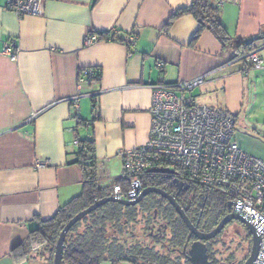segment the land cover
I'll list each match as a JSON object with an SVG mask.
<instances>
[{"label": "crops", "instance_id": "crops-1", "mask_svg": "<svg viewBox=\"0 0 264 264\" xmlns=\"http://www.w3.org/2000/svg\"><path fill=\"white\" fill-rule=\"evenodd\" d=\"M189 2L40 0L41 14L17 15L0 0V264H25L15 261L12 248L35 218H51L81 193L76 135L93 139L102 183L122 173V153L148 139L153 83L204 76L191 91L196 102L235 115L240 110L248 70L230 61L232 51L207 29L192 42L197 21L189 14L164 28ZM215 2L230 36L264 35V0ZM108 30L121 38L133 33V49L118 40L87 41L90 31ZM7 41L15 60L1 53ZM255 46L264 59V39ZM91 67L100 70L99 81L81 79L80 71ZM235 136L243 150L264 159L263 140Z\"/></svg>", "mask_w": 264, "mask_h": 264}, {"label": "trees", "instance_id": "trees-1", "mask_svg": "<svg viewBox=\"0 0 264 264\" xmlns=\"http://www.w3.org/2000/svg\"><path fill=\"white\" fill-rule=\"evenodd\" d=\"M185 14L197 21L192 42L196 41L201 31L207 29L223 49L232 51L230 61L240 62L242 72L251 68L246 55L256 48L255 43L264 39V35L249 40L230 36L222 25L220 9L215 0H190L186 6L170 14L164 28L167 29L176 18ZM90 34L96 39L118 40L126 45L125 38L116 36L114 31H90ZM80 74L87 82L99 81L101 76L100 70L94 67L87 71L82 69ZM96 98L97 92H91L93 119L97 118ZM81 122L79 120L78 123ZM76 138V163L82 173V191L61 206L51 218H35L36 225L21 243L12 248L16 262L29 263L41 257L42 264H53L55 244L65 223L95 200L111 195L114 183H123L121 174L111 178L108 183H102L93 139ZM164 176L166 174L155 173L147 177L143 187L152 185L173 193L176 202L198 229L211 230L225 215L229 199L222 191L189 182L199 194L192 197L187 191L175 194L173 183L164 180ZM190 238L188 227L173 205L159 194L148 193L133 205L107 201L69 229L64 239L62 264H102L105 261L111 264H191L187 254ZM213 245L214 241L207 244L208 256L211 264H217V251H213Z\"/></svg>", "mask_w": 264, "mask_h": 264}, {"label": "built area", "instance_id": "built-area-1", "mask_svg": "<svg viewBox=\"0 0 264 264\" xmlns=\"http://www.w3.org/2000/svg\"><path fill=\"white\" fill-rule=\"evenodd\" d=\"M6 7L17 15L41 14L40 0H6ZM94 39L90 35L87 41ZM125 43L133 49V33ZM1 53L16 59L8 41ZM246 56L252 68L264 65L256 48ZM158 65L161 67L162 62ZM203 80L204 76H198L151 85L148 139L142 146L122 153L123 183H114L111 195L124 200L136 198L147 177L165 173L156 169L169 170L187 183L218 189L231 202V212L249 221L260 237L251 264H264V159L240 147L231 113L196 102L191 91ZM72 101L76 104L77 96ZM74 140L78 145L76 136Z\"/></svg>", "mask_w": 264, "mask_h": 264}, {"label": "water", "instance_id": "water-1", "mask_svg": "<svg viewBox=\"0 0 264 264\" xmlns=\"http://www.w3.org/2000/svg\"><path fill=\"white\" fill-rule=\"evenodd\" d=\"M156 171H163V172H170L169 170H163V169H156ZM148 193H156L163 197H165L171 205L175 208L185 225L188 227L190 234H193L195 236V240L191 243L187 250V254L189 257V260L191 264H211V261L209 260L207 247L205 244L206 240H209L216 236L222 228L230 221V220H237L241 224H243L250 237H251V248L249 255L244 260L242 264H251L257 254L259 243H260V237L256 233L254 227L252 224L247 221L245 218H243L239 214H235L233 212L228 213L225 215L218 224L209 232H201L197 229L196 226L193 225V223L190 221L188 216L185 214L183 209L180 207V205L176 202L173 196H171L169 193L165 192L159 187L156 186H148L144 188L141 193L134 199L130 200H124L117 198L116 196L109 195L107 197H103L101 199L95 200L91 205L86 207L85 209H82L81 211L74 214L63 226L62 230L60 231L59 237L55 244V250H54V256H53V264H62V249L64 245V239L69 231V229L79 220H81L85 215L90 213L92 210L103 204L107 201H115L119 202L125 205H133L139 202L146 194ZM230 205V203H229ZM220 264V263H219Z\"/></svg>", "mask_w": 264, "mask_h": 264}, {"label": "rangeland", "instance_id": "rangeland-1", "mask_svg": "<svg viewBox=\"0 0 264 264\" xmlns=\"http://www.w3.org/2000/svg\"><path fill=\"white\" fill-rule=\"evenodd\" d=\"M247 73L245 79L248 88L245 90L242 105L236 115L231 113L235 119V131L255 136L264 141V69L249 68ZM118 174L116 173L114 176H118ZM246 233V229L240 222L229 223L215 239L213 251H217V256L219 255L220 258L228 257L229 260L242 258L245 251L241 253V248L242 245L246 248ZM42 263L43 259L37 257L34 262L25 264Z\"/></svg>", "mask_w": 264, "mask_h": 264}, {"label": "flooded vegetation", "instance_id": "flooded-vegetation-1", "mask_svg": "<svg viewBox=\"0 0 264 264\" xmlns=\"http://www.w3.org/2000/svg\"><path fill=\"white\" fill-rule=\"evenodd\" d=\"M163 174H166V176H164V180H166L167 182H172L173 183V185H174V191H175V194H178V193H180V192H185V191H187V193H188V195H189V197H192L193 195H195V194H199V192L198 193H196V191L190 186V184L189 183H187V182H184L182 179H180V178H178L173 172H165V173H163ZM148 186H152V185H147L146 187H148ZM146 187H143V189L144 188H146ZM157 187V186H156ZM160 188V187H159ZM173 189V188H172ZM163 190V189H162ZM166 192V191H165ZM171 196H173V193L172 194H170ZM175 199V198H174ZM169 202V201H168ZM229 203H231L229 200H228V202H227V207H228V209H227V211H226V213H225V215H227L228 213H230L231 212V204L229 205ZM224 215V216H225ZM223 216V217H224ZM222 217V218H223ZM221 218V219H222ZM235 221H237V220H230L226 225H228L229 223H231V222H235ZM219 222V221H218ZM238 222V221H237ZM239 223V222H238ZM218 224V223H217ZM216 224V225H217ZM241 224V223H240ZM215 225V226H216ZM226 225L222 228V230L216 235V236H214L213 238H211V239H209V240H206L205 241V244H206V247H207V244H209L211 241H215V239L217 238V236L223 231V229L226 227ZM241 225H243V224H241ZM214 226V227H215ZM244 226V225H243ZM213 227V228H214ZM158 228H161V227H159L158 226ZM212 228V229H213ZM244 228H245V226H244ZM198 229V228H197ZM211 229V230H212ZM198 230H200V229H198ZM201 232H209L210 230H208V231H204V230H200ZM245 238V237H244ZM196 238H195V236L193 235V234H191V238H190V241H189V246L191 245V243L195 240ZM245 244H246V248L242 245V252L241 253H243L244 251H245V253H244V255L242 256V258H233L232 260H229V258L228 257H224V258H220V257H218L217 256V254L215 253V258L218 260L217 261V264H242L243 262H244V260L247 258V256L249 255V252H250V248H251V237H250V235H249V233L247 232L246 233V241H245ZM208 252V251H207ZM221 257H223L222 255H220ZM235 259V260H234ZM210 260V259H209ZM234 262V263H233Z\"/></svg>", "mask_w": 264, "mask_h": 264}]
</instances>
